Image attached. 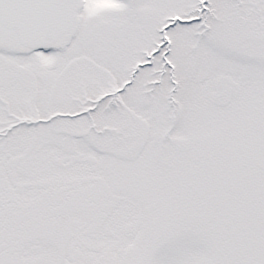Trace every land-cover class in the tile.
Listing matches in <instances>:
<instances>
[{
    "label": "snow or ice",
    "instance_id": "1",
    "mask_svg": "<svg viewBox=\"0 0 264 264\" xmlns=\"http://www.w3.org/2000/svg\"><path fill=\"white\" fill-rule=\"evenodd\" d=\"M0 264H264V0H0Z\"/></svg>",
    "mask_w": 264,
    "mask_h": 264
}]
</instances>
